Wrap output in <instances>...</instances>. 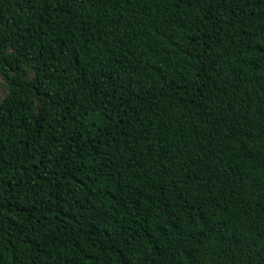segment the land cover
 <instances>
[{"label":"trees","instance_id":"16d2710c","mask_svg":"<svg viewBox=\"0 0 264 264\" xmlns=\"http://www.w3.org/2000/svg\"><path fill=\"white\" fill-rule=\"evenodd\" d=\"M0 264H264V0H0Z\"/></svg>","mask_w":264,"mask_h":264},{"label":"rangeland","instance_id":"374dc122","mask_svg":"<svg viewBox=\"0 0 264 264\" xmlns=\"http://www.w3.org/2000/svg\"><path fill=\"white\" fill-rule=\"evenodd\" d=\"M7 94V87L5 81L0 78V103L4 100Z\"/></svg>","mask_w":264,"mask_h":264}]
</instances>
